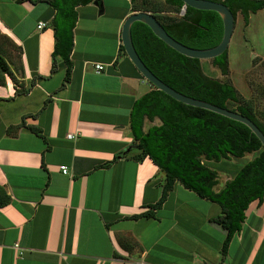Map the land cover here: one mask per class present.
<instances>
[{"label":"crops","instance_id":"1","mask_svg":"<svg viewBox=\"0 0 264 264\" xmlns=\"http://www.w3.org/2000/svg\"><path fill=\"white\" fill-rule=\"evenodd\" d=\"M100 1L101 12L93 3L75 8L62 86L61 58L51 72L55 11L46 0H0V32L21 49L26 91L16 95L7 76L0 86V186L10 197L0 207V264H264V195L224 256L226 232L210 221L220 208L178 183L154 217L131 219L162 190L163 175L137 159L128 128L133 102L151 88L119 52L128 0Z\"/></svg>","mask_w":264,"mask_h":264},{"label":"trees","instance_id":"2","mask_svg":"<svg viewBox=\"0 0 264 264\" xmlns=\"http://www.w3.org/2000/svg\"><path fill=\"white\" fill-rule=\"evenodd\" d=\"M94 1L97 0H46L55 11L50 22L54 35L51 72L55 70L56 58H61L66 67L62 86L69 82L72 69L69 55L73 47L72 30L77 18L75 8ZM210 1L224 4L235 18L240 14L245 26L250 14L264 9V0ZM167 7L172 11H167ZM182 8L183 13L177 17ZM127 9L131 14L151 13L171 38L191 49L213 48L222 38V21L215 12L184 7L179 0H128ZM168 12L176 15H164ZM131 40L144 65L165 85L186 97L248 118L264 135V114L261 115L262 119H259L253 103L245 100L228 80L206 76L202 72L200 61L176 53L141 23H133ZM12 45L18 52L19 74L14 75L10 64L0 54V86L5 85L7 76L13 82L15 94L21 95L26 93L25 90H19L22 84L18 78H22L23 73L20 63L21 49ZM119 52L125 55L122 46L119 47ZM211 64L222 77L228 76L227 51L211 60ZM137 74L141 77L138 72ZM150 88L148 93L133 102L128 128L132 138L131 148L140 151L137 159L149 158L163 175L162 190L159 200L150 206L147 212L131 219L154 217V212L161 208L168 193L175 183H178L199 198L220 208V214L210 221L226 232L221 248V255L224 256L231 239L241 229L249 204L254 201L262 202L264 149L244 125L199 108L186 106L153 86ZM155 121L158 124L145 127L146 122ZM19 126L23 127V123ZM27 128L45 140L38 129ZM251 154V159L238 166V160ZM108 165L109 163H106L104 167ZM215 165L220 166L217 168ZM219 173L230 176L221 188L215 191L219 184ZM9 201L10 197L0 186V207L7 205Z\"/></svg>","mask_w":264,"mask_h":264},{"label":"water","instance_id":"3","mask_svg":"<svg viewBox=\"0 0 264 264\" xmlns=\"http://www.w3.org/2000/svg\"><path fill=\"white\" fill-rule=\"evenodd\" d=\"M184 7H189L198 11H212L215 12L222 21V38L218 45L213 48L205 50H196L188 48L176 40L171 38L166 31L162 28L159 22L151 13L147 12H137L130 14L122 23L120 30V42L123 47L124 53L127 59L131 62L136 71L140 76L153 86L158 91L162 92L171 99L182 103L186 106L199 108L216 115L222 116L229 120L238 122L249 129V131L259 140L262 148L264 149V135L259 130V128L248 118L227 109H223L209 103L199 101L190 97L181 95L180 93L174 91L163 82H161L141 61L137 55L133 43L131 40V27L133 23L138 22L147 26L152 34L160 40L167 47L175 51L176 53L198 61H211L224 52L227 51L230 39L235 26V17L232 12L224 4L220 2L210 1V0H179ZM93 5L97 7L99 12L102 10V3L100 0L94 1Z\"/></svg>","mask_w":264,"mask_h":264},{"label":"rangeland","instance_id":"4","mask_svg":"<svg viewBox=\"0 0 264 264\" xmlns=\"http://www.w3.org/2000/svg\"><path fill=\"white\" fill-rule=\"evenodd\" d=\"M165 9L172 11L170 7ZM164 15L175 16L176 14L168 12ZM180 15L181 13L176 16ZM253 19V26L248 31L243 29L241 17L239 16L237 19L239 21L234 26L227 49L229 70L227 77H222L219 71L212 66L211 61H201L200 64L202 72L206 76L223 81L228 80L245 100H250L253 103L258 118L262 119L261 115L264 114V61L259 58L264 60V10ZM2 35L0 32V54L10 64L14 75L18 76V52L13 47V43L7 37L3 38ZM152 124H158V122H146L145 127ZM252 157L253 154L246 155L243 159L238 160V166H242ZM234 162L237 161L234 160ZM215 166L218 168L220 165ZM229 176L226 173H219L218 186L221 187Z\"/></svg>","mask_w":264,"mask_h":264},{"label":"built area","instance_id":"5","mask_svg":"<svg viewBox=\"0 0 264 264\" xmlns=\"http://www.w3.org/2000/svg\"><path fill=\"white\" fill-rule=\"evenodd\" d=\"M183 11H184V8H182V10H181V14L183 13ZM45 26H46L45 23H43V22H39V23L37 24V29H38V30H41V29L45 28ZM95 70H96L97 72L101 71V70H102V66H101V65H95ZM67 138H68V139H71V138H72V135H67ZM59 170H60L61 173H63V174H66V173H67V168H66L65 166H61V167H59ZM15 247L17 248V246H15Z\"/></svg>","mask_w":264,"mask_h":264}]
</instances>
